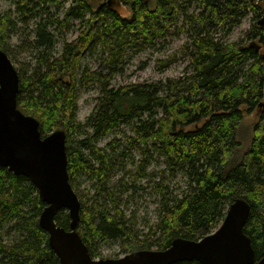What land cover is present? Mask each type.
Segmentation results:
<instances>
[{"label":"trees","instance_id":"trees-1","mask_svg":"<svg viewBox=\"0 0 264 264\" xmlns=\"http://www.w3.org/2000/svg\"><path fill=\"white\" fill-rule=\"evenodd\" d=\"M73 1L61 18L47 14L43 3L18 0L17 23L14 13L0 12V48L15 59L7 43L11 33L18 22L41 17L27 40L35 64L30 72L19 71L17 105L39 120L42 137L57 129L66 133L69 179L81 202L78 231L92 257L97 258L99 243L107 239L121 240L125 253L165 249L177 237L198 240L217 229L229 205L243 198L250 204L244 232L257 262L264 249V0H118L129 8L128 16L104 2L94 7L92 0ZM249 14L253 22L241 38L220 35ZM70 20H79L83 28L73 40L64 38L56 54L49 27ZM178 23L187 36L181 47L188 58L182 75L112 85L133 42H155ZM98 46L102 65L82 66L84 55H93ZM175 60L170 56L156 64L162 70ZM78 84L99 88L84 122L77 119ZM245 108L257 111L258 118L250 146L239 158L238 127ZM118 127L127 130L123 140L115 135L106 147L98 145ZM133 150L140 153L137 160ZM155 155L164 158L166 170L184 174L181 194L173 195L164 185L165 170L156 175L148 171ZM128 159L135 164L131 170H126ZM123 169L129 178L123 174L112 183ZM81 172L95 182L92 202L78 189ZM160 174L153 187L160 195L156 222L141 234L134 217L121 207L122 195L142 187V178ZM45 206L28 177L0 165V264H60L39 223ZM55 220L69 228L68 210H59ZM5 228L15 230L14 239L5 240Z\"/></svg>","mask_w":264,"mask_h":264},{"label":"water","instance_id":"water-1","mask_svg":"<svg viewBox=\"0 0 264 264\" xmlns=\"http://www.w3.org/2000/svg\"><path fill=\"white\" fill-rule=\"evenodd\" d=\"M251 44L260 49L255 42ZM19 80L15 64L0 48V165L28 177L36 186L46 203L39 223L48 232L60 264H173L194 259L202 264H264V249L255 262L251 238L244 232L250 204L242 198L229 205L217 229L198 240L177 237L165 249H140L116 258L92 257L78 231L81 202L69 179L66 133L57 129L42 137L39 120L18 108ZM63 208L71 217L69 228L55 220Z\"/></svg>","mask_w":264,"mask_h":264},{"label":"rangeland","instance_id":"rangeland-1","mask_svg":"<svg viewBox=\"0 0 264 264\" xmlns=\"http://www.w3.org/2000/svg\"><path fill=\"white\" fill-rule=\"evenodd\" d=\"M18 0H0V12H10L13 14L14 19L18 20V13L16 10V3ZM33 2L43 3L47 7V14H56L62 18L66 8L73 4V0H56L47 2V0H30ZM93 6L97 7L103 2L108 4L114 10L120 12L121 15L128 16L131 14L129 8L118 0H92ZM46 18L45 15L42 17ZM253 16L251 14L245 16L241 22L233 27L228 34L225 31H220V35L225 36L226 39L234 41L241 38L246 30H248L253 22ZM259 17V22H260ZM41 20V17L29 18L28 22L17 24V30L13 31L10 35V39L7 42L8 45L14 50L15 64L18 72L24 70L30 72L31 68L35 64V52L28 49L27 40L34 35V28L36 22ZM180 23L171 28L168 34L164 37L157 39L155 42L151 41H135L133 42L126 55L125 64L123 70L118 73L112 80V85L117 87L121 84H127L131 82L142 81H155L159 79H166L167 77H178L182 75L186 65L188 64V58L181 51V47L185 42L187 36L177 29ZM83 25L79 20H70L69 23L59 25L58 27H49V30L54 36L55 53L61 50L64 38L67 40H73L78 37ZM250 42V41H247ZM170 56H175L176 60L171 63L165 69H158L157 60L164 59ZM88 65L90 68L96 69L102 65V52L100 47L93 55L89 53L85 54L82 59V66ZM99 95V88L97 85L90 84L88 86H81L78 84L77 97H78V111L77 119L84 122L87 116L93 111L96 102V97ZM258 118V112H247L245 108L244 118L238 127V138L240 140V147L236 153V157L241 155L249 148L252 139V128ZM127 130L124 127H118L114 129L107 136L102 137L98 141L99 146L106 147L107 143L113 139L115 135L123 140L121 136ZM135 159L139 158V151L133 150ZM123 161L120 160V162ZM126 170H131L135 164L131 160H126ZM164 158L155 155V160L150 164L148 171L153 174H159V171H164V185L168 187V190L173 195H179L186 188V178L180 170L171 172L165 169ZM125 174V178H129V175L125 173V169L116 172L115 178L112 179V183L116 182L117 178ZM161 174L155 179L150 177H144L141 179L139 185L142 187H132L122 195L121 207L124 209L126 216H133L141 234L149 232L153 228L157 217V206L160 201V195L154 192V182L159 180ZM77 185L81 194H85L90 202L93 201L96 193L95 182L92 181L85 173H80L77 177ZM134 189V190H133ZM15 230L12 231L3 230L5 240L10 241L14 239ZM99 252L97 258H116L126 254L123 251L122 242L119 239H107L99 243Z\"/></svg>","mask_w":264,"mask_h":264},{"label":"flooded vegetation","instance_id":"flooded-vegetation-1","mask_svg":"<svg viewBox=\"0 0 264 264\" xmlns=\"http://www.w3.org/2000/svg\"><path fill=\"white\" fill-rule=\"evenodd\" d=\"M108 3L110 4V3H111V0H110V1H108Z\"/></svg>","mask_w":264,"mask_h":264},{"label":"bare ground","instance_id":"bare-ground-1","mask_svg":"<svg viewBox=\"0 0 264 264\" xmlns=\"http://www.w3.org/2000/svg\"><path fill=\"white\" fill-rule=\"evenodd\" d=\"M243 199V198H242Z\"/></svg>","mask_w":264,"mask_h":264}]
</instances>
